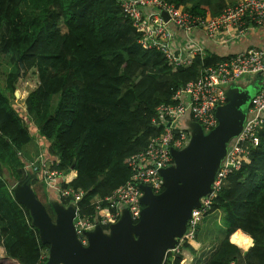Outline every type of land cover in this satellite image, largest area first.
Masks as SVG:
<instances>
[{"label": "trees", "instance_id": "trees-1", "mask_svg": "<svg viewBox=\"0 0 264 264\" xmlns=\"http://www.w3.org/2000/svg\"><path fill=\"white\" fill-rule=\"evenodd\" d=\"M165 1L204 17L227 6V0ZM139 39L117 0H0V69L4 62L12 68L0 77V247L6 250L0 264H38L50 247L16 197L18 186L33 188L47 170L24 160L28 144L37 139L46 148L44 161L62 189L85 195L76 205L50 187V203L94 216L93 201L125 186L129 159L162 134L153 123L157 109L173 104L207 68L197 56L177 70ZM31 73L39 85L21 110L11 96ZM248 148L210 212L222 213L226 234L206 264H264V126ZM178 245L164 264H185L186 253L195 257L202 248L198 237Z\"/></svg>", "mask_w": 264, "mask_h": 264}, {"label": "built area", "instance_id": "built-area-1", "mask_svg": "<svg viewBox=\"0 0 264 264\" xmlns=\"http://www.w3.org/2000/svg\"><path fill=\"white\" fill-rule=\"evenodd\" d=\"M125 18L131 21L132 27L140 35L138 45L144 50L160 52L165 59L179 70L193 64L195 57L201 56L205 48L194 43L192 46H180V39L173 28L190 35L200 30L217 41L225 34H237L243 37L249 30L264 27V0H239L228 5L218 17L197 16L183 7L179 8L165 0H117ZM163 14L167 17L165 21ZM264 74V51L251 50L244 54L229 57L227 60L203 70L200 78L188 84L173 98V104L157 109V117L153 123L163 127L160 136L152 138L144 152L133 155L128 161L131 177L127 184L118 188L104 200H94L96 215L87 216L76 207L74 225L76 235L84 247L89 244L88 234L101 227L109 233L111 226L117 224L123 213L130 214L132 222L140 219L143 205L141 186H148L155 195L165 190L162 171L174 166L172 150L181 152L189 145L191 136L177 128L176 124L186 113L190 112L202 127L205 134L218 126L216 112L227 104L225 88L237 83L244 77L262 76ZM187 98V102L183 101ZM254 118L244 127L241 135L229 146L226 157L216 172L215 180L208 196L201 199L199 208L194 209L187 224L182 240L192 241L198 237L199 226L213 207L215 200L225 186L227 178L240 170L244 157L250 154L248 146L255 143L258 128L264 126V89L260 90L252 100ZM170 124V126H169ZM47 168L44 180L50 187L65 199L74 198L76 205L85 196L82 191L62 189L57 183L56 171H49L51 164L44 160L35 162L31 168L37 171ZM102 202L109 207L102 208ZM179 251V245L173 252ZM49 250L43 252L38 264H46Z\"/></svg>", "mask_w": 264, "mask_h": 264}, {"label": "water", "instance_id": "water-1", "mask_svg": "<svg viewBox=\"0 0 264 264\" xmlns=\"http://www.w3.org/2000/svg\"><path fill=\"white\" fill-rule=\"evenodd\" d=\"M163 17L168 21L165 14ZM15 94L18 96L17 91ZM216 118L218 126L214 130L205 134L197 125L190 130L192 139L187 148L171 151L174 166L161 172L165 183L161 194L155 195L148 186L140 187L144 207L138 222L133 223L125 211L108 234L101 227L88 234L87 247L76 235L75 205L64 208L51 202L53 220L31 186H18V202L30 211L41 242L50 246L46 264H164L167 254L183 239L193 210L210 194L229 144L242 132L243 124L232 103L219 108Z\"/></svg>", "mask_w": 264, "mask_h": 264}, {"label": "crops", "instance_id": "crops-1", "mask_svg": "<svg viewBox=\"0 0 264 264\" xmlns=\"http://www.w3.org/2000/svg\"><path fill=\"white\" fill-rule=\"evenodd\" d=\"M226 3L227 6L234 4L232 0H227ZM173 31L180 39V46L186 45L189 47L196 43L205 48V52L201 58L206 61L205 67L207 68L223 62L229 57L244 54L251 50L264 51V27L251 29L241 38L236 37L235 35L237 34H225L217 41L209 39L204 32L199 30H195L190 35H186L184 32L174 28ZM263 89L264 74L262 76L244 77L237 83L225 88V95L228 100L225 106L233 104L236 117L243 124L242 131L246 124L254 118V113L252 112L253 97ZM183 101L186 103L188 100L183 97ZM197 125L190 112L180 118L176 124L177 128L182 131H190L192 128L197 127ZM37 142L40 144L39 141ZM0 249L2 254H4L2 257H4L6 250Z\"/></svg>", "mask_w": 264, "mask_h": 264}, {"label": "rangeland", "instance_id": "rangeland-1", "mask_svg": "<svg viewBox=\"0 0 264 264\" xmlns=\"http://www.w3.org/2000/svg\"><path fill=\"white\" fill-rule=\"evenodd\" d=\"M7 65L8 62H4L3 67L0 69V77L3 78L4 80H5V72L8 73V71L12 69ZM38 85H39V80L36 73H31L26 80H22L18 83L16 89V91L18 92V96H16V94H15L16 96L15 98L13 95L11 96V98L14 99L13 101L16 108H19L21 110H26L25 109L26 99L29 96L30 92L34 91ZM186 132H188V134L191 136L189 140V144H190L192 139V132L191 131H186ZM34 140L35 141L28 144L22 150V154H21L23 155L24 160L29 164L30 167L35 162H37V160L46 161V159H44L46 148L44 146H41L37 142L39 140L37 139ZM20 166L24 167V163L20 162ZM48 189H50V186L44 179H42L41 182L33 186V191L36 194L38 200H40L46 206L50 216L55 220L56 218L54 214V209L50 203ZM57 195L59 194L57 193ZM225 234H226V230H225L224 220L222 218V213L220 212L209 213L207 216H205L203 222L199 226L198 238H199V242H201L202 244V248L195 257L193 255H190L189 253H186L188 259L185 264H206L210 256L213 254L217 246L224 238ZM3 244L8 246L9 245L8 239H5ZM3 255L4 254H2L0 249V257H2Z\"/></svg>", "mask_w": 264, "mask_h": 264}, {"label": "clouds", "instance_id": "clouds-1", "mask_svg": "<svg viewBox=\"0 0 264 264\" xmlns=\"http://www.w3.org/2000/svg\"><path fill=\"white\" fill-rule=\"evenodd\" d=\"M217 17H218V16H217ZM194 31H195V30H194ZM194 31H193V32H194ZM199 31H200V30H199ZM206 35H207V34H206ZM208 38H209V37H208ZM209 39H210V38H209ZM200 57H201V56H200ZM223 107H224V106H223ZM241 133H242V132H241ZM206 134H208V133H206ZM240 135H241V134H240ZM240 135H239V136H240ZM239 136H238V137H239ZM238 137H236L235 140H236ZM235 140H233V141L229 144V146H230ZM229 146H228V148H229Z\"/></svg>", "mask_w": 264, "mask_h": 264}]
</instances>
